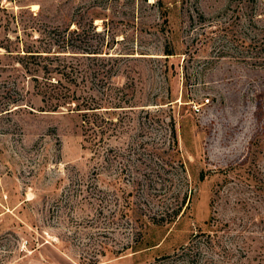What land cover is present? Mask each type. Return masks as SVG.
Wrapping results in <instances>:
<instances>
[{
  "label": "rangeland",
  "instance_id": "rangeland-1",
  "mask_svg": "<svg viewBox=\"0 0 264 264\" xmlns=\"http://www.w3.org/2000/svg\"><path fill=\"white\" fill-rule=\"evenodd\" d=\"M91 25L99 136L17 56ZM0 264H264V0H0Z\"/></svg>",
  "mask_w": 264,
  "mask_h": 264
},
{
  "label": "trees",
  "instance_id": "trees-1",
  "mask_svg": "<svg viewBox=\"0 0 264 264\" xmlns=\"http://www.w3.org/2000/svg\"><path fill=\"white\" fill-rule=\"evenodd\" d=\"M69 28L68 26L60 31L53 29L47 35L49 41L46 42V48L47 46L49 48L45 51L26 49L21 55V51L18 50L17 56L22 61L30 60L21 63V66L27 68L25 72L34 82L33 88L41 102L38 111L56 112L65 108L79 116L83 126L87 127L86 130L96 131V135L99 136L101 128H104L101 130L102 134L107 130L106 126L101 127L100 123L109 122V119L103 116L109 111L103 109H123L129 107L130 103L124 101L122 88L120 90L114 88V91H118L116 95L111 92V80L117 76L118 71L117 68L113 69L106 64V61H112L113 57L101 56L108 54L103 47L104 39L99 37L101 33L92 25L88 29L77 28L70 31ZM95 36L99 37L100 42L93 44L91 40ZM107 46L108 43L106 48ZM51 48H54V51H51ZM163 52L166 56L173 55L168 48ZM9 94L10 91L7 90L8 106L19 103L16 97H10ZM22 100L23 97L22 99L20 97V101ZM171 132L174 134L173 126Z\"/></svg>",
  "mask_w": 264,
  "mask_h": 264
}]
</instances>
